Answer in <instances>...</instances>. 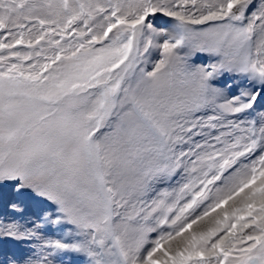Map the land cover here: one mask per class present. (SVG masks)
Returning <instances> with one entry per match:
<instances>
[{
  "label": "snow or ice",
  "instance_id": "6c2138e0",
  "mask_svg": "<svg viewBox=\"0 0 264 264\" xmlns=\"http://www.w3.org/2000/svg\"><path fill=\"white\" fill-rule=\"evenodd\" d=\"M0 264H264V0H0Z\"/></svg>",
  "mask_w": 264,
  "mask_h": 264
},
{
  "label": "rangeland",
  "instance_id": "374dc122",
  "mask_svg": "<svg viewBox=\"0 0 264 264\" xmlns=\"http://www.w3.org/2000/svg\"><path fill=\"white\" fill-rule=\"evenodd\" d=\"M13 218L19 219V214L13 212V210L7 205V200L0 199V221L8 222ZM7 249L10 252H16L18 255L22 254L23 246L17 245L15 242L7 241L0 242V250Z\"/></svg>",
  "mask_w": 264,
  "mask_h": 264
}]
</instances>
